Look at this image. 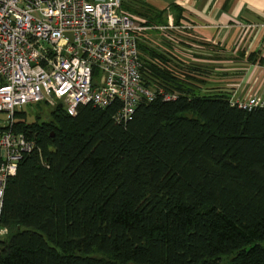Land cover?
<instances>
[{
	"label": "trees",
	"instance_id": "trees-1",
	"mask_svg": "<svg viewBox=\"0 0 264 264\" xmlns=\"http://www.w3.org/2000/svg\"><path fill=\"white\" fill-rule=\"evenodd\" d=\"M145 68L180 94L126 123L119 101L16 111L35 149L6 187L0 264H264V106Z\"/></svg>",
	"mask_w": 264,
	"mask_h": 264
},
{
	"label": "built area",
	"instance_id": "built-area-1",
	"mask_svg": "<svg viewBox=\"0 0 264 264\" xmlns=\"http://www.w3.org/2000/svg\"><path fill=\"white\" fill-rule=\"evenodd\" d=\"M123 1L0 0V239L7 232L1 217L8 181L35 149L34 140L15 130L17 110L41 102L75 115L82 104L106 108L119 101L114 117L126 123L142 100L180 94L146 70L149 61L183 74L174 61L142 56L147 27L132 19ZM181 27L192 26L171 22L165 28ZM233 103L252 110L264 106V96Z\"/></svg>",
	"mask_w": 264,
	"mask_h": 264
},
{
	"label": "crops",
	"instance_id": "crops-1",
	"mask_svg": "<svg viewBox=\"0 0 264 264\" xmlns=\"http://www.w3.org/2000/svg\"><path fill=\"white\" fill-rule=\"evenodd\" d=\"M123 9L147 27L145 59L176 62L199 92L264 96V0H124Z\"/></svg>",
	"mask_w": 264,
	"mask_h": 264
},
{
	"label": "rangeland",
	"instance_id": "rangeland-1",
	"mask_svg": "<svg viewBox=\"0 0 264 264\" xmlns=\"http://www.w3.org/2000/svg\"><path fill=\"white\" fill-rule=\"evenodd\" d=\"M55 105L49 103H43L42 105H25L24 109L27 110L29 118L28 121L32 122L37 119V116L40 115L41 118L38 119L39 122L48 121L50 119V114ZM0 117H4L3 114H0Z\"/></svg>",
	"mask_w": 264,
	"mask_h": 264
}]
</instances>
